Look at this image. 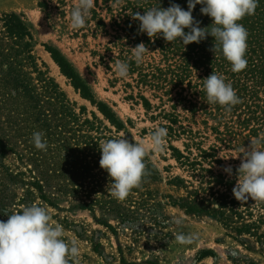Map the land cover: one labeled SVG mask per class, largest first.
I'll return each instance as SVG.
<instances>
[{
    "label": "trees",
    "instance_id": "16d2710c",
    "mask_svg": "<svg viewBox=\"0 0 264 264\" xmlns=\"http://www.w3.org/2000/svg\"><path fill=\"white\" fill-rule=\"evenodd\" d=\"M49 1L53 0H45L41 8L47 9ZM171 3H177L187 10L188 0H95L86 26L82 28L87 32L83 37L88 38V34H91L93 38H108L107 44L99 52H94L93 56L112 74L110 85L114 88L118 83H123L128 101L141 105L147 114L157 113L152 120L161 119L165 122L161 127L167 129L166 141L186 140L184 152L172 146L170 148L176 161L191 176V181L176 178L169 183L185 193V196L177 200L169 197L170 204L188 215L206 216L218 221L237 237L255 239L264 249V202H254L251 198L246 202L235 199L232 189L236 184L238 167H231L232 174L229 176L215 171L217 165L224 168V163L219 159L222 149L239 150L253 139L264 137V0H258L254 15L245 16L239 21L248 31L247 67L239 73L231 70L230 63L221 53L214 55L210 51L214 45L211 36L200 43L184 46L179 39L168 43L158 36L152 40L146 33L138 31L139 21L132 18L135 12L143 14L149 8H167ZM201 7L197 5L192 14L200 26L206 28L212 24V19L201 14ZM0 28L1 100L18 98L23 102L22 108L26 112L41 111L46 107L32 83L31 74L26 72L29 69L37 75L45 98L65 109L68 120L74 126L70 131V139L80 143L75 145L79 151L74 149L71 152L83 157L86 164L84 172L90 174V179H99L93 189L99 190L96 192L100 194L99 199L87 207L101 204V200H104V205L111 212L116 209L120 212L121 203L128 202L134 207L149 204L143 195L140 200L133 197L147 189L151 183L161 181V173L148 155L144 160L147 174L141 186L130 191V198L118 200L107 188L110 178L99 165V143L118 138L121 133L133 141L125 124L112 108L97 103L90 87L65 57L55 49H48L61 73L83 99L97 106L104 121L99 120L95 114H92L93 121L68 115L71 109L65 94L38 65L34 55L32 28L16 14L3 15ZM140 43H144L149 52L145 53L144 61L137 65L132 58L131 48ZM118 61L129 64L126 78L116 74L115 65ZM212 72L222 75L225 82L232 85L240 103L230 108L207 103L203 79ZM153 101H158L160 105H153ZM180 109L183 114L179 113ZM105 121L110 127L106 126ZM211 139L214 144L204 149V142ZM259 146L264 149V140ZM134 215L122 216L120 213L124 222H129Z\"/></svg>",
    "mask_w": 264,
    "mask_h": 264
},
{
    "label": "rangeland",
    "instance_id": "374dc122",
    "mask_svg": "<svg viewBox=\"0 0 264 264\" xmlns=\"http://www.w3.org/2000/svg\"><path fill=\"white\" fill-rule=\"evenodd\" d=\"M49 2L48 8L43 9L41 4L45 0H0V19L6 14H16L32 28L38 65L65 94L71 109L68 115L93 121L95 114L104 121L97 106L83 99L61 73L48 49H55L65 57L90 87L95 101L112 108L134 142H147L151 132L165 122L152 120L157 113L147 114L141 105L128 101L123 83L114 88L110 85L112 74L93 56L107 44L108 38H93L91 34L84 38L85 29H71L70 14L76 0ZM26 72L31 74L46 107L26 112L18 98L0 97V220L6 221L9 214L21 212L25 206L45 207L53 223L63 227L62 238L77 242L79 256L71 264L77 261L78 264H264V249L255 239L237 237L218 221L188 215L170 204L169 197L177 200L185 193L169 183L176 178L191 181L170 148L184 152L185 139L166 141L162 151L149 149L147 155L160 171L161 181L133 195L139 200L143 195L149 204L134 207L128 202L121 203L120 212L118 209L111 212L104 200L103 204L87 207L99 199L100 194H96L99 190L93 191L99 179L96 176L90 179V174L84 172L83 157L71 152L79 151L75 145L80 143L70 139L74 126L65 109L46 99L37 75L29 69ZM153 105L160 104L153 101ZM179 113L183 114L181 109ZM105 124L110 127L106 121ZM37 131L44 134L46 151L37 149L32 142V134ZM213 144L211 139L204 142L203 148ZM247 146L239 150L222 149L219 159L224 168L239 167L241 149ZM223 169L215 166L216 172L229 176ZM130 197L129 194L127 198ZM120 213L135 215L124 222ZM177 234L191 236L193 240L180 244L175 239Z\"/></svg>",
    "mask_w": 264,
    "mask_h": 264
},
{
    "label": "clouds",
    "instance_id": "9594fccd",
    "mask_svg": "<svg viewBox=\"0 0 264 264\" xmlns=\"http://www.w3.org/2000/svg\"><path fill=\"white\" fill-rule=\"evenodd\" d=\"M197 5L202 6L201 14L212 19L210 26L201 27L194 18L192 13ZM94 6L95 0H76L70 14L71 29L85 27ZM257 6L258 0H188L187 10L177 3H171L167 8H149L143 14L135 12L132 18L139 21L138 31L146 33L152 40L158 36L168 43L179 39L187 46L200 43L208 36L213 37L214 45L210 51L214 55L221 53L230 63L231 70L239 73L247 67L248 47V31L239 21L245 16L254 15ZM131 50L137 65L144 61L145 53L149 52L144 43ZM115 70L117 76L126 78L129 64L118 61ZM203 90L208 104L230 108L240 103L232 85L214 72L203 79ZM43 135L34 132L32 142L37 149L46 151L47 141ZM166 137L167 129L157 127L147 142H133L121 134L118 138L99 143V165L108 173L110 183L107 188L114 198L123 201L133 188L141 186L147 174L144 160L149 149L162 151ZM262 140L264 137L253 139L249 146L241 149V162L236 169L237 179L232 189L235 199L240 202H246L249 198L254 202H264V149L258 147ZM223 171L232 174L231 166ZM63 235V227L53 223L45 207L25 206L21 212L9 214L6 221L0 220V264H71L79 256V248L75 240L66 241ZM175 239L180 244H188L193 237L177 234Z\"/></svg>",
    "mask_w": 264,
    "mask_h": 264
}]
</instances>
